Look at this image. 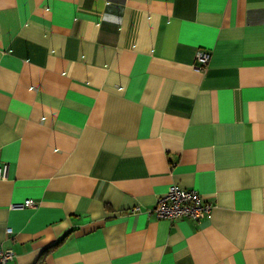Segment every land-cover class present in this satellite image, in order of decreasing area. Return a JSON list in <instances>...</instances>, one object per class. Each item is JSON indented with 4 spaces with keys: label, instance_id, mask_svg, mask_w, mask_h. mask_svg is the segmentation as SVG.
<instances>
[{
    "label": "crops",
    "instance_id": "obj_1",
    "mask_svg": "<svg viewBox=\"0 0 264 264\" xmlns=\"http://www.w3.org/2000/svg\"><path fill=\"white\" fill-rule=\"evenodd\" d=\"M4 170L7 264H264V0H0Z\"/></svg>",
    "mask_w": 264,
    "mask_h": 264
},
{
    "label": "built area",
    "instance_id": "obj_2",
    "mask_svg": "<svg viewBox=\"0 0 264 264\" xmlns=\"http://www.w3.org/2000/svg\"><path fill=\"white\" fill-rule=\"evenodd\" d=\"M209 55L199 51L196 60L199 62V69H203L208 62ZM6 178V170L0 171V179ZM36 202L25 200L20 203H14L11 208L24 209L33 207ZM213 209V205L205 201L202 196L193 189H183L176 185H171L165 194L157 199L154 207L148 211V215L156 218L174 222L177 220H193L199 222L208 216ZM139 207H134L133 212H138ZM6 234H11L12 229L7 228ZM14 252L11 249H3L0 246V264H7L14 259Z\"/></svg>",
    "mask_w": 264,
    "mask_h": 264
},
{
    "label": "trees",
    "instance_id": "obj_3",
    "mask_svg": "<svg viewBox=\"0 0 264 264\" xmlns=\"http://www.w3.org/2000/svg\"><path fill=\"white\" fill-rule=\"evenodd\" d=\"M60 243H61V241L58 242V243H56L55 245L51 246L50 248H48V249H47V250L41 255V259H40V262H38V264H41L42 258L45 256V254H46L47 252L51 251L52 248L56 247V246L59 245Z\"/></svg>",
    "mask_w": 264,
    "mask_h": 264
}]
</instances>
